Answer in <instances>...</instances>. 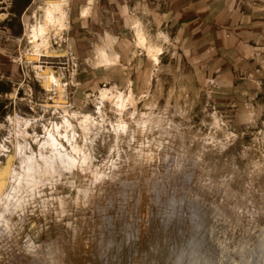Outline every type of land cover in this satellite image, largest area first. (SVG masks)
Instances as JSON below:
<instances>
[{
  "label": "rangeland",
  "instance_id": "rangeland-1",
  "mask_svg": "<svg viewBox=\"0 0 264 264\" xmlns=\"http://www.w3.org/2000/svg\"><path fill=\"white\" fill-rule=\"evenodd\" d=\"M45 1L31 9L16 73L0 77V212L20 130L36 152L51 132L89 159L18 193L23 202L0 222V264H264V59L222 88L167 56L165 42L137 40L148 56L85 80L67 52L66 18L35 51L30 27Z\"/></svg>",
  "mask_w": 264,
  "mask_h": 264
},
{
  "label": "crops",
  "instance_id": "crops-1",
  "mask_svg": "<svg viewBox=\"0 0 264 264\" xmlns=\"http://www.w3.org/2000/svg\"><path fill=\"white\" fill-rule=\"evenodd\" d=\"M37 1L10 0L3 26L11 39L0 30L1 78L18 69L13 60ZM65 14L67 52L85 80L127 72L128 59L148 56L135 47L137 40L156 47L165 42L167 56L222 88L251 76L248 66L264 59V0H67Z\"/></svg>",
  "mask_w": 264,
  "mask_h": 264
},
{
  "label": "bare ground",
  "instance_id": "bare-ground-1",
  "mask_svg": "<svg viewBox=\"0 0 264 264\" xmlns=\"http://www.w3.org/2000/svg\"><path fill=\"white\" fill-rule=\"evenodd\" d=\"M65 5H66V3H64L63 0L62 1L61 0H51V1H45V3H43V5L39 6L38 10H39V12H41L40 20L37 22V24H32V26L30 27L31 41L33 42L34 48L36 49V50L35 49H33V50L37 51V50H40V48L47 49L49 47V43H48L49 32L54 30L56 33H60L62 28L65 27V26H63L64 20L66 18ZM41 76H43V75H41ZM43 77H44L45 84L50 83L49 80H51V81L56 80V78L53 74L44 75ZM107 95H108V92L106 90L103 91V96H107ZM127 96L129 98L133 97V95L130 92L126 95V97ZM124 99H125V95L123 93H121L120 95H118V98L116 99L115 103L119 107H121V106H123V103L125 101ZM125 104H126V102H125ZM125 104H124V106H125ZM62 111H63V108H62ZM66 113H67V110L65 109V114L63 113L64 114L63 126L66 130L71 129L72 131L75 132V128L67 116L69 113H67V114ZM81 121H82L81 127H82L83 131L86 133V130H88V128H90V127H88V125H89L88 121L89 120L85 119V120H81ZM27 123H28V121L26 122V124ZM29 124L31 125V123H29ZM123 126H124V124H123ZM55 129H56V127H55ZM55 134L49 132L48 135H45V138L44 139L42 138L43 140L39 141V144H38L39 150H38V152H36L29 145V142L26 138L27 130L22 129L19 131L18 135L22 137V140H18V143L16 145V149H17L16 153L18 154L20 165H19V169H15L11 174V190H10V192L6 196H4V198H2L4 201L3 202L4 212H0V222L6 221V217L4 214L6 211H10L13 208L15 209V207L20 206V204L23 202V198L18 196V193L22 189L23 190L26 189L27 191H32L33 189L35 190V188L38 187V185L43 181V177H45L47 175L51 176L55 173H59V171L62 167L72 168L78 162H80L82 164L83 162L85 163L87 159H89L88 158L89 155H87L86 153H82V155L80 157L78 156L79 158H77L75 156V154L71 153L70 151H68V150L65 151L66 149L62 150L61 148H59L60 143L57 140V137L55 136ZM63 134H65V133H62V135ZM64 137H66V136H64ZM34 144H36V142ZM71 146H72L71 150H73L74 153H79L80 146L78 143L73 142L71 144ZM46 147L50 148L48 151L49 152L48 154H46V152L43 151V149H46ZM57 162H60L63 165H57ZM26 190H24V191H26ZM20 196H22V193L20 194ZM7 223L8 222H6V224ZM8 225H9V223H8ZM5 227H6V225H5Z\"/></svg>",
  "mask_w": 264,
  "mask_h": 264
},
{
  "label": "built area",
  "instance_id": "built-area-1",
  "mask_svg": "<svg viewBox=\"0 0 264 264\" xmlns=\"http://www.w3.org/2000/svg\"><path fill=\"white\" fill-rule=\"evenodd\" d=\"M10 8H11L10 0H0V30L5 33L3 38H5L7 40L11 39V36L7 32V30L3 26V24L7 21V19L11 15Z\"/></svg>",
  "mask_w": 264,
  "mask_h": 264
}]
</instances>
